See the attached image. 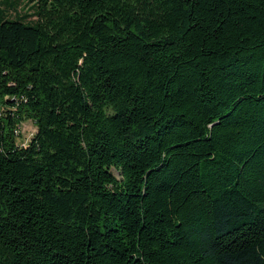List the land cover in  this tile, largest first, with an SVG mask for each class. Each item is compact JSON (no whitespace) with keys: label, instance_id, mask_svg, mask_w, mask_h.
Masks as SVG:
<instances>
[{"label":"trees","instance_id":"16d2710c","mask_svg":"<svg viewBox=\"0 0 264 264\" xmlns=\"http://www.w3.org/2000/svg\"><path fill=\"white\" fill-rule=\"evenodd\" d=\"M23 1L0 264H264V0Z\"/></svg>","mask_w":264,"mask_h":264},{"label":"rangeland","instance_id":"374dc122","mask_svg":"<svg viewBox=\"0 0 264 264\" xmlns=\"http://www.w3.org/2000/svg\"><path fill=\"white\" fill-rule=\"evenodd\" d=\"M31 12H32V10H31L30 6L26 3V0H25L22 2V5L19 7V9L17 11H15V10L10 11V16H12V17L18 16V15L24 16V15H29V13H31ZM33 19H34V16L28 17V20H33ZM21 130L23 132L24 139H27L29 137V135H31V133L34 131V127L30 121L25 120L21 124Z\"/></svg>","mask_w":264,"mask_h":264},{"label":"built area","instance_id":"2783aa9c","mask_svg":"<svg viewBox=\"0 0 264 264\" xmlns=\"http://www.w3.org/2000/svg\"><path fill=\"white\" fill-rule=\"evenodd\" d=\"M34 130H35V128H34Z\"/></svg>","mask_w":264,"mask_h":264}]
</instances>
